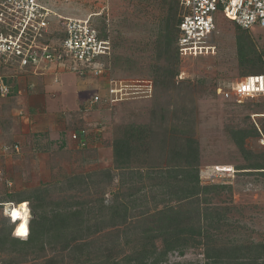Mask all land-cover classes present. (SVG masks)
<instances>
[{"label":"rangeland","instance_id":"374dc122","mask_svg":"<svg viewBox=\"0 0 264 264\" xmlns=\"http://www.w3.org/2000/svg\"><path fill=\"white\" fill-rule=\"evenodd\" d=\"M40 2L46 4L47 0ZM166 4V0H51L54 12L65 18L99 14L96 23L105 26L115 51L105 75H82L68 64L70 70L62 71L57 65L45 75L20 73L12 83L20 92L12 99L11 93L5 103L7 117L0 111V200L29 199V224L33 210L48 214L54 208L69 207L70 202L82 206L106 193L110 203L109 193L117 191L120 174L107 190L102 188L106 182L100 176H95L96 186L92 184L90 190L81 180L71 179L112 170L114 141L128 136L130 142H136L137 134L145 129L152 150L135 147L138 162L142 155L143 161L151 155L153 163H172L173 152L193 138L200 146L202 184L231 187L211 195L212 202L225 209L228 221L220 236L222 242H264V170L248 169L264 165V96L239 101L225 96L246 75L264 72V29L244 30L219 13L216 56L181 58L173 45L169 54L159 58L156 40L167 16ZM240 45L244 53L239 52ZM167 67L176 74L166 76ZM45 79L51 84L63 83V87L54 83L46 89ZM113 80L124 86L138 83L150 91L112 102ZM95 95L101 99L92 104ZM139 127L142 129L133 130ZM238 130L249 132L248 136L245 132L244 150L233 137ZM218 168H227L229 176L221 179ZM100 181L102 185H97ZM4 217L9 218L7 208L0 207V230ZM93 239H102L95 242L97 246L111 247L115 241L110 236ZM60 248L61 243L54 250L38 252L36 259L29 250L32 256L25 264L71 263ZM127 250L125 247V254ZM24 251L0 250V264L6 260L16 264V257L21 260L19 254ZM99 257L93 253L90 259ZM206 262L203 248L198 247L182 256L171 254L165 264Z\"/></svg>","mask_w":264,"mask_h":264},{"label":"trees","instance_id":"16d2710c","mask_svg":"<svg viewBox=\"0 0 264 264\" xmlns=\"http://www.w3.org/2000/svg\"><path fill=\"white\" fill-rule=\"evenodd\" d=\"M166 2L167 16L156 40L159 58L169 54L173 45L179 57L180 0ZM99 30L102 39H110L105 26L99 27ZM111 43L114 55L112 40ZM242 47L240 45V53H244ZM164 72L166 76L169 73L172 76L176 74L169 67ZM20 73L15 69L5 70L8 84L15 82ZM260 74L264 72L254 75ZM10 86L12 99L19 94V90L13 84ZM2 112L6 117L9 115L7 104H2ZM136 129L142 127L133 130ZM144 130L139 131L141 133L137 134L136 142H130L128 136L114 141L112 170L94 172L89 176H74L71 179L81 180L86 184V189L90 190L92 184L96 186L95 176H100L106 182L102 188L107 190L115 182L117 173L120 174L117 191L109 193L112 196L110 203L106 200V193L101 194L97 200L85 201L82 206H77L78 202H70L69 207L61 210L54 208L48 214L33 210L31 224L29 219H13L7 212L9 218L4 217V228L0 230V250L15 254L17 249H26L24 254H19L21 260L15 256L16 264H25L32 256L30 253L36 259L38 252L54 250L60 243V250L67 252L72 261L68 264H165L171 254L182 256L190 248L201 247L206 264H264V242L221 241L222 230L228 221L225 209L214 204L211 195H220L231 187L225 184H202L201 153L197 140L188 138L179 145L172 154L175 159L172 163L154 164L150 160L151 155H144L149 158L144 161L142 155L138 162L135 158L139 157L138 150L135 147H148L149 151L152 150ZM245 132L233 131L235 142L241 150H244L245 136L249 133ZM248 169L264 170V165L254 164ZM100 182L97 185H102ZM149 193L151 197L147 196ZM28 201L19 197L8 202L0 200V207L3 209L10 206L16 210L28 205ZM10 219L15 223L9 232L12 226ZM106 236L115 238L112 246H97L101 238ZM94 237L101 240L97 241ZM125 247L129 249L126 254ZM93 253L100 256V259L91 260ZM5 264L13 263L6 260ZM46 264L54 262L48 260Z\"/></svg>","mask_w":264,"mask_h":264},{"label":"built area","instance_id":"2783aa9c","mask_svg":"<svg viewBox=\"0 0 264 264\" xmlns=\"http://www.w3.org/2000/svg\"><path fill=\"white\" fill-rule=\"evenodd\" d=\"M50 3L51 0L46 4L40 0H0V102L11 94L5 70L45 75L57 65L62 71L70 70L67 68L70 64L71 70L82 75H105L113 48L109 38H101L95 20L99 14L84 19L65 18L57 15ZM180 6L178 47L181 58L218 54L219 13L244 30L264 29V0H180ZM117 82H110L112 102L127 100L133 95L145 96L150 91L143 90L138 83L124 86ZM225 96L238 101L264 96V74L242 78L225 91ZM100 99L95 95L91 102L95 104ZM218 169L221 179L229 176L227 168Z\"/></svg>","mask_w":264,"mask_h":264},{"label":"bare ground","instance_id":"6f19581e","mask_svg":"<svg viewBox=\"0 0 264 264\" xmlns=\"http://www.w3.org/2000/svg\"><path fill=\"white\" fill-rule=\"evenodd\" d=\"M7 212L8 214L14 217L13 219H18V220H24L25 218L29 219V206L28 205H24L21 208L16 209V210L11 209V207L9 206L7 207Z\"/></svg>","mask_w":264,"mask_h":264},{"label":"crops","instance_id":"0c3cea01","mask_svg":"<svg viewBox=\"0 0 264 264\" xmlns=\"http://www.w3.org/2000/svg\"><path fill=\"white\" fill-rule=\"evenodd\" d=\"M46 80H47V79H45V82H44V84H45V86H46V89H48V88H52V85H53L54 83L57 84V85H60L61 87H63V86H62L63 83L60 84V83H58V82H54V83L51 84L49 81H46ZM19 92H20V91H19ZM7 100H8V99H7ZM7 100H2L1 102H3V103L5 104V103H7ZM1 110H2V109H1Z\"/></svg>","mask_w":264,"mask_h":264}]
</instances>
